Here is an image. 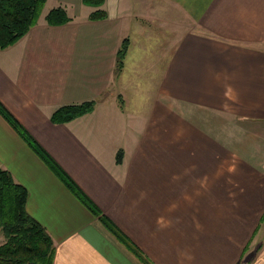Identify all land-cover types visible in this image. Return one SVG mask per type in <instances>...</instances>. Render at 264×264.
<instances>
[{
    "label": "crops",
    "instance_id": "obj_1",
    "mask_svg": "<svg viewBox=\"0 0 264 264\" xmlns=\"http://www.w3.org/2000/svg\"><path fill=\"white\" fill-rule=\"evenodd\" d=\"M57 7L71 20L50 26ZM101 8L107 17L91 21L82 0H47L37 24L0 50V102L152 264H264V0ZM165 8L179 12L181 34L154 64L134 63L124 27L141 30ZM131 67L152 69L154 87L134 84ZM88 101L91 112L51 123L56 109ZM0 168L27 189L53 264H143L1 116Z\"/></svg>",
    "mask_w": 264,
    "mask_h": 264
},
{
    "label": "trees",
    "instance_id": "obj_2",
    "mask_svg": "<svg viewBox=\"0 0 264 264\" xmlns=\"http://www.w3.org/2000/svg\"><path fill=\"white\" fill-rule=\"evenodd\" d=\"M46 1L0 0V50L13 46L37 24ZM104 2L105 0H82L84 5L93 8L88 16L89 20L97 21L107 17V13L101 8ZM70 20L66 11L61 7L49 10L45 16V21L50 26H62ZM129 44V39L124 38L116 52V74H120L123 70ZM93 107V101L63 106L51 114L50 121L53 124H64L91 112ZM0 116L66 190L93 217L97 218L107 231L143 264H152L138 247L101 212L1 102ZM27 199V189L16 182L9 171L0 168V233L3 236V241L0 243V264H53L55 251L53 239L46 228L27 212Z\"/></svg>",
    "mask_w": 264,
    "mask_h": 264
},
{
    "label": "rangeland",
    "instance_id": "obj_3",
    "mask_svg": "<svg viewBox=\"0 0 264 264\" xmlns=\"http://www.w3.org/2000/svg\"><path fill=\"white\" fill-rule=\"evenodd\" d=\"M156 6L153 9L155 12L162 11L163 4L159 3ZM164 12L166 13L164 17H161L162 19L154 20L144 24L141 30L133 29V25L131 24H128L124 27V36L128 37L131 41V61L133 60L134 63L136 61L143 62L146 60L151 61L154 64V60L157 58L156 51L172 47L175 41L174 39L181 34L182 27L180 26L179 12L174 8H165ZM130 69L131 75L134 79V84L140 85L144 82L146 83L144 85H147L148 87H154V84L152 83L155 82L156 73L152 71V69L144 70L140 68V70H137L134 67H131ZM134 91L135 89L132 88L129 96L124 94L126 106L132 104L135 96ZM147 96L148 99H150L148 94ZM262 229H264V225L262 226ZM2 241L3 236L0 233V243Z\"/></svg>",
    "mask_w": 264,
    "mask_h": 264
}]
</instances>
